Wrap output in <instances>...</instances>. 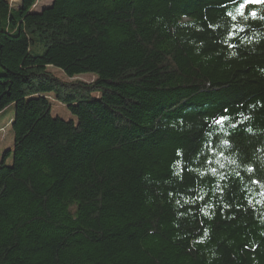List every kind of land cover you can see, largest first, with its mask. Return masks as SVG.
Returning a JSON list of instances; mask_svg holds the SVG:
<instances>
[{"label":"trees","instance_id":"1","mask_svg":"<svg viewBox=\"0 0 264 264\" xmlns=\"http://www.w3.org/2000/svg\"><path fill=\"white\" fill-rule=\"evenodd\" d=\"M38 1L0 0V264H264V0Z\"/></svg>","mask_w":264,"mask_h":264},{"label":"rangeland","instance_id":"2","mask_svg":"<svg viewBox=\"0 0 264 264\" xmlns=\"http://www.w3.org/2000/svg\"><path fill=\"white\" fill-rule=\"evenodd\" d=\"M17 2V0H11ZM52 0H39L34 12L39 13L44 8L51 6ZM0 73L2 70L0 69ZM55 75L62 82H90L93 80V75L84 74L75 79H68L61 71L54 70ZM52 115L60 117L63 120H75V117L70 115L64 106L58 101L52 102ZM14 116V105L8 107L3 113L0 114V165L4 162L6 167H10L13 162L14 138L11 131V121Z\"/></svg>","mask_w":264,"mask_h":264},{"label":"snow or ice","instance_id":"3","mask_svg":"<svg viewBox=\"0 0 264 264\" xmlns=\"http://www.w3.org/2000/svg\"><path fill=\"white\" fill-rule=\"evenodd\" d=\"M245 2H246V3H247V2H255V3H259V2H261V0H245ZM244 7H245V4H241V5H240V9H238V11H239V10H242ZM252 15L254 16L255 13H252ZM223 119H225V118L222 117L221 120H223ZM221 120H218L217 123H220Z\"/></svg>","mask_w":264,"mask_h":264}]
</instances>
